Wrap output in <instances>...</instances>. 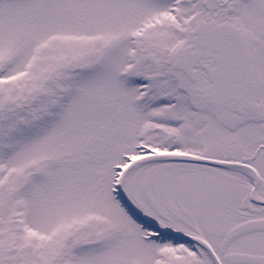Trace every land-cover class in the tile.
Listing matches in <instances>:
<instances>
[{
	"label": "snow or ice",
	"instance_id": "snow-or-ice-1",
	"mask_svg": "<svg viewBox=\"0 0 264 264\" xmlns=\"http://www.w3.org/2000/svg\"><path fill=\"white\" fill-rule=\"evenodd\" d=\"M0 264H264V0H0Z\"/></svg>",
	"mask_w": 264,
	"mask_h": 264
}]
</instances>
